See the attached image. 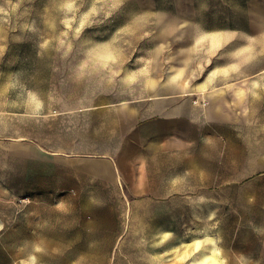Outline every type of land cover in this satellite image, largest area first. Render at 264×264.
Here are the masks:
<instances>
[{"label":"rangeland","instance_id":"obj_1","mask_svg":"<svg viewBox=\"0 0 264 264\" xmlns=\"http://www.w3.org/2000/svg\"><path fill=\"white\" fill-rule=\"evenodd\" d=\"M256 6L0 0V264H167L157 252L206 226L221 264H264ZM171 110L193 120V140L175 153L172 192L147 154L155 190L143 191L131 160L152 142L137 141V122ZM159 226L171 230L161 246Z\"/></svg>","mask_w":264,"mask_h":264},{"label":"crops","instance_id":"obj_2","mask_svg":"<svg viewBox=\"0 0 264 264\" xmlns=\"http://www.w3.org/2000/svg\"><path fill=\"white\" fill-rule=\"evenodd\" d=\"M196 127L193 124V120L178 119L174 110L165 111L160 117L150 120H142L137 122V141H151V146H146L142 157L138 156L136 161L133 159L132 168L138 171H142V182L140 183L143 187V191H150L147 188L149 181L147 180V170L150 168L148 164L147 154L151 151L158 153L160 157V165H154L153 168L160 169L159 180L157 185L162 187L160 190L163 192H172V185H174V173L172 170L175 169L173 164L174 160L183 159L184 157L177 156V151L184 154L186 152V145L193 138ZM193 140V139H192ZM155 189H152L153 191ZM159 190V189H158Z\"/></svg>","mask_w":264,"mask_h":264},{"label":"bare ground","instance_id":"obj_3","mask_svg":"<svg viewBox=\"0 0 264 264\" xmlns=\"http://www.w3.org/2000/svg\"><path fill=\"white\" fill-rule=\"evenodd\" d=\"M252 15L257 16L260 21H262L264 17V12L259 7H253L252 8ZM253 18V17H252ZM214 46V44H213ZM177 72L175 74L172 73V71L169 72L170 79L174 77H178L180 74V70H176ZM217 72L214 70L212 72L213 75ZM213 76L208 78L209 80H212ZM205 86H202L204 88ZM211 98V94H204L202 97V100L204 104ZM217 116V115H214ZM208 213L207 217L209 219L212 218V209L210 207H206ZM210 227L206 226L204 230L201 233L197 232H191L190 239L188 242L185 241V239L181 238L177 240L176 242H171L168 245L164 246L163 249H161L160 252L156 253V257H159L167 264H172V257L168 258L169 255L175 254L174 258L176 259L175 262L181 263L184 261V264H221L220 260V249L217 245L216 237L213 236L211 231L209 230ZM212 231H216L214 227H212ZM153 236H155L154 244L157 246H161L163 241L171 235V230L164 226H159L158 229H153ZM190 251V252H188ZM165 254L164 259L162 258ZM169 253V255H167ZM194 254L193 259L188 262L186 260L187 256H190L191 254ZM195 254H198L196 256Z\"/></svg>","mask_w":264,"mask_h":264}]
</instances>
